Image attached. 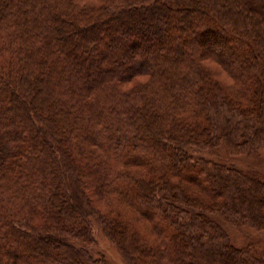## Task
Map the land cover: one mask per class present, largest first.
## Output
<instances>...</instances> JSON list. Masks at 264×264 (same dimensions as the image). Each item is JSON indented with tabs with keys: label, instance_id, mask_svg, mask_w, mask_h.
<instances>
[{
	"label": "trees",
	"instance_id": "trees-1",
	"mask_svg": "<svg viewBox=\"0 0 264 264\" xmlns=\"http://www.w3.org/2000/svg\"><path fill=\"white\" fill-rule=\"evenodd\" d=\"M222 145L264 148V0H0V264H100L91 216L130 264H264Z\"/></svg>",
	"mask_w": 264,
	"mask_h": 264
},
{
	"label": "rangeland",
	"instance_id": "rangeland-1",
	"mask_svg": "<svg viewBox=\"0 0 264 264\" xmlns=\"http://www.w3.org/2000/svg\"><path fill=\"white\" fill-rule=\"evenodd\" d=\"M151 42L155 47L159 44V40L157 39L151 38ZM226 48L228 53V47ZM190 152L197 158L233 166L259 179H264V148L249 154L246 152H235L227 146L222 145L213 151L191 149ZM128 214L130 217H135L134 215L137 213L129 211ZM90 220L93 231V242L85 245L82 241L77 240L75 243L78 246H87L93 258L100 261V264H130L126 260L118 243L107 235L97 218L91 216ZM221 224L226 230L231 243L236 248H250L254 255L264 259V230H258L248 225L235 226L225 222ZM139 225L143 233L148 235L150 240H154V236L150 234L152 231L147 221L143 220Z\"/></svg>",
	"mask_w": 264,
	"mask_h": 264
}]
</instances>
